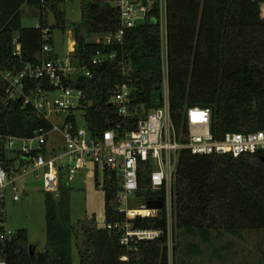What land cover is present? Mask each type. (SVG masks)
Returning <instances> with one entry per match:
<instances>
[{
  "label": "trees",
  "instance_id": "trees-1",
  "mask_svg": "<svg viewBox=\"0 0 264 264\" xmlns=\"http://www.w3.org/2000/svg\"><path fill=\"white\" fill-rule=\"evenodd\" d=\"M116 1L80 0L81 21L71 27L76 39L73 59L87 67L92 78L65 85L79 87L88 94L91 105L85 118L94 136L119 125L121 132L134 130L138 121V116L126 120L110 105L111 90L121 82L122 71L117 63L93 65L97 53H116L119 61L125 59L132 65L131 109L140 114L161 105L167 72L171 117L183 141L187 134L186 113L194 107L211 110V132L216 139L227 133L246 134L264 128V0H166L165 32L160 0H151L148 19L125 30L121 44L90 42L92 37L116 35L121 30ZM62 2L0 0V135L32 138L40 129H51L33 107L25 106L23 99L8 98L2 73L59 57L46 55L43 46L45 30L51 35L55 29L63 33L68 30ZM24 6L35 11L40 28L23 26ZM51 15L55 24L50 26ZM16 39L21 45L20 55ZM48 43L53 46V39ZM38 86L39 82H32L27 94ZM41 87L49 86L45 82ZM8 154L2 142L0 164L9 169L15 160H8ZM263 156H204L183 150L172 189L171 224L165 207L156 217L131 220L133 230L161 232L158 239L131 247L121 243L123 233L119 228L127 218L119 213L117 177L105 173L103 222L87 217L74 226L68 182L62 174L58 197L45 193L44 250H30L27 231L19 230L12 238L0 241V260L6 264H73L75 243L80 264H187L180 236H198L209 244L214 234L264 231ZM149 175L147 169L140 171V189L132 208L155 200L165 205L164 191L151 187ZM96 184L100 186L98 178ZM4 232L0 228V236ZM260 264H264V256Z\"/></svg>",
  "mask_w": 264,
  "mask_h": 264
},
{
  "label": "built area",
  "instance_id": "built-area-1",
  "mask_svg": "<svg viewBox=\"0 0 264 264\" xmlns=\"http://www.w3.org/2000/svg\"><path fill=\"white\" fill-rule=\"evenodd\" d=\"M163 26H166V0H160ZM114 6L121 16V30L116 35L100 36L98 44H121L124 31L137 27L148 19L152 9L151 0H117ZM35 28H40L38 24ZM53 39L49 30L44 31L43 52L49 55L53 52L48 43ZM17 55H20L21 45L14 41ZM74 44V43H73ZM66 57H57L40 65L27 67L21 71L2 73L7 84L6 94L9 99H23L25 106H31L41 120L47 121L51 129H40L32 138H16L0 135V144L5 143L9 154H14V164L9 169L0 164V216L5 219L8 191L14 187L24 174L42 173L45 193L59 195L61 176L69 183L81 172L88 171L90 164L94 165L95 174L100 176L102 187L106 182V171L114 174L119 180V213L125 214L127 222L120 227L123 233L121 243L131 247L143 241H154L161 235L160 231L133 230L131 220L137 217L153 218L158 210L147 209L146 205L132 208L131 203L139 191V175L142 169L150 172L151 187L163 190L165 205L171 224L172 189L178 168L179 158L183 150L193 155H242L264 154V128L251 133H227L222 139H216L211 132L212 112L208 108L194 107L187 110L186 141L178 133L171 117L170 95L167 72L164 73L163 94L161 105L149 112L138 113L131 109L132 65L125 59L119 61L116 53L102 55L97 53L93 65L117 63L122 71V80L112 90L109 103L115 107L118 114L126 120L137 117L134 130L121 132L122 126L104 131L100 136H94L86 122L85 113L90 107L88 94L79 87L65 85L78 79L92 78L91 71L80 66L73 59V49ZM75 48V47H74ZM55 54V53H54ZM57 55V54H56ZM37 81L40 86L27 94V88ZM47 83L48 88L41 87ZM82 113V115H80ZM52 134H59L64 141V147L49 149ZM20 147L16 149V145ZM52 144V143H51ZM53 145V144H52ZM67 162H64V160ZM12 199H21L20 190L13 188ZM4 219L0 220V228L5 229ZM119 226V225H116ZM112 228L111 225L108 226ZM13 237L11 232L0 236L5 242ZM171 249V241L169 242ZM0 264H6L0 260Z\"/></svg>",
  "mask_w": 264,
  "mask_h": 264
},
{
  "label": "rangeland",
  "instance_id": "rangeland-1",
  "mask_svg": "<svg viewBox=\"0 0 264 264\" xmlns=\"http://www.w3.org/2000/svg\"><path fill=\"white\" fill-rule=\"evenodd\" d=\"M61 8L65 13L68 30L65 33L59 29L54 30L52 49L55 54L63 58L70 55L71 45H76L71 27L81 21L80 0H63ZM161 9L165 11L162 3ZM23 12L22 24L24 27H35L39 24L34 10L24 6ZM48 22L50 26L55 24L53 15L50 16ZM99 39L100 36H97L92 37L89 41L98 42ZM50 141L57 148L65 145L59 134H52ZM19 147L20 144L17 143L16 149ZM13 156L14 154H8L7 157L12 159ZM64 162L67 160L65 159ZM94 168V165L90 164L88 171L78 174L73 181L67 183L70 193L71 222L74 226H78L87 217H94L97 221L104 219L105 192L101 187L100 176L92 171ZM18 178L15 186L20 190L21 201H12L11 194L6 200L5 230L12 234L19 230H26L29 242L37 246V250L43 251L46 245L43 175L42 173L24 174ZM97 178L100 186L96 184ZM212 236L214 239L209 244L203 243L198 236H180L179 242L185 247L183 257L187 264H260L263 260V230L243 231L236 234L223 232L221 235L214 234ZM188 244L191 246L187 249ZM179 249L182 248L179 247ZM73 264H80L75 243Z\"/></svg>",
  "mask_w": 264,
  "mask_h": 264
},
{
  "label": "water",
  "instance_id": "water-1",
  "mask_svg": "<svg viewBox=\"0 0 264 264\" xmlns=\"http://www.w3.org/2000/svg\"><path fill=\"white\" fill-rule=\"evenodd\" d=\"M73 37H74V34H73ZM262 160L264 162V156L262 157ZM146 207H147V209H150V210L161 211L164 208V203L162 201H158V200L149 201L147 203ZM102 220L103 219H99V222H102ZM33 249H36V247L33 245H30V250H33Z\"/></svg>",
  "mask_w": 264,
  "mask_h": 264
},
{
  "label": "crops",
  "instance_id": "crops-1",
  "mask_svg": "<svg viewBox=\"0 0 264 264\" xmlns=\"http://www.w3.org/2000/svg\"><path fill=\"white\" fill-rule=\"evenodd\" d=\"M70 45H71V43H70ZM72 47V46H71ZM73 49H74V47H73ZM49 149H53V145L51 144V142H49ZM82 173V172H81ZM80 174V173H79ZM18 181V180H17ZM16 184V183H15ZM13 188H16V186L14 185V187H11L10 189H9V191H8V198L10 197V194H11V196H13ZM8 200V199H7ZM12 201H13V199H12ZM20 201H21V199H20ZM19 202V201H18ZM30 244L31 245H33V246H35L34 244H32L31 242H30ZM46 244V243H45ZM46 246V245H45ZM36 247V249H37V246H35ZM45 248V247H44Z\"/></svg>",
  "mask_w": 264,
  "mask_h": 264
},
{
  "label": "bare ground",
  "instance_id": "bare-ground-1",
  "mask_svg": "<svg viewBox=\"0 0 264 264\" xmlns=\"http://www.w3.org/2000/svg\"><path fill=\"white\" fill-rule=\"evenodd\" d=\"M72 46V45H71Z\"/></svg>",
  "mask_w": 264,
  "mask_h": 264
}]
</instances>
